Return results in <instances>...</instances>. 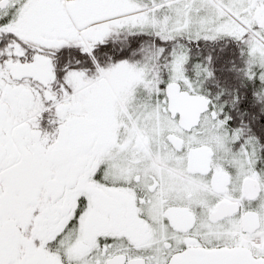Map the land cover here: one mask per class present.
<instances>
[{
    "label": "snow or ice",
    "instance_id": "snow-or-ice-1",
    "mask_svg": "<svg viewBox=\"0 0 264 264\" xmlns=\"http://www.w3.org/2000/svg\"><path fill=\"white\" fill-rule=\"evenodd\" d=\"M0 264H264V0H0Z\"/></svg>",
    "mask_w": 264,
    "mask_h": 264
}]
</instances>
